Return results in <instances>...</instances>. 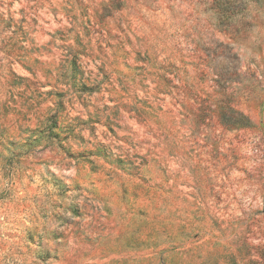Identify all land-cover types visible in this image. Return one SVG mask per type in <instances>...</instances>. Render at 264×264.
<instances>
[{
    "label": "rangeland",
    "instance_id": "1",
    "mask_svg": "<svg viewBox=\"0 0 264 264\" xmlns=\"http://www.w3.org/2000/svg\"><path fill=\"white\" fill-rule=\"evenodd\" d=\"M218 4L0 0V264H264V0Z\"/></svg>",
    "mask_w": 264,
    "mask_h": 264
},
{
    "label": "trees",
    "instance_id": "2",
    "mask_svg": "<svg viewBox=\"0 0 264 264\" xmlns=\"http://www.w3.org/2000/svg\"><path fill=\"white\" fill-rule=\"evenodd\" d=\"M229 1L230 0H227V1H225V0H219V4H218L217 8H218V10H219V12H220V14H221L222 17H224V15L227 14V8L225 6L229 3Z\"/></svg>",
    "mask_w": 264,
    "mask_h": 264
}]
</instances>
